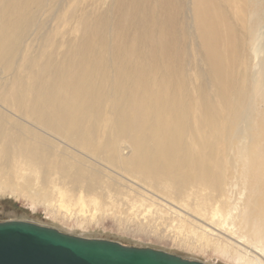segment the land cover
Returning a JSON list of instances; mask_svg holds the SVG:
<instances>
[{
    "label": "bare ground",
    "instance_id": "obj_1",
    "mask_svg": "<svg viewBox=\"0 0 264 264\" xmlns=\"http://www.w3.org/2000/svg\"><path fill=\"white\" fill-rule=\"evenodd\" d=\"M199 1L203 8L191 18L186 0H100L78 14L75 5L66 16L59 1L52 12L53 0H0V161L23 165L62 198L107 188L101 177L106 173L138 182L189 211L212 210L222 217L223 165L211 149L205 153V144L193 151L187 142L198 133L205 138V126L211 137L220 135L199 63L210 64L211 83L226 109L222 139L241 134L249 87L234 85L247 82L244 71L231 81L242 37L229 20L243 22L248 11L257 16L250 7L259 1ZM40 16L64 21L66 28L40 37L52 51L46 46L40 56H25L18 64L31 26L43 28ZM214 23L221 25L220 34ZM244 29L250 34L243 24L239 33ZM219 42L237 54L224 73L227 92L219 83ZM190 66L198 84V128L190 122ZM243 207L240 220L264 254V191ZM245 264L264 263L252 258Z\"/></svg>",
    "mask_w": 264,
    "mask_h": 264
},
{
    "label": "rangeland",
    "instance_id": "obj_2",
    "mask_svg": "<svg viewBox=\"0 0 264 264\" xmlns=\"http://www.w3.org/2000/svg\"><path fill=\"white\" fill-rule=\"evenodd\" d=\"M53 1L51 11L54 12L56 2L59 1L60 13L65 16L75 5L78 14L83 8L95 7L100 2V0ZM103 1H106V4L109 0ZM186 1L190 17L193 18L196 9L201 11L203 8L201 1ZM258 1L250 7V10H257L256 18L248 11L243 22L229 20V24L234 26L235 31L242 37L240 64L233 66L235 68L231 73L234 80L231 81L235 82L244 71L249 84L248 86L247 82L241 81L234 84L238 90L243 88L246 91L249 87L246 101L248 109L242 122V125L247 124V127L241 134L230 132L232 135L228 139H222L226 134L222 120L226 115V109L222 108L223 101L216 95V89L211 83L210 64L206 61L204 65L199 63L200 67L205 68V96L213 111L218 112L215 114L218 116L221 131L218 133L219 139L217 135L211 137L208 134L209 127L205 126L202 130L205 132V138L198 133L196 138L188 136L187 142L193 151L196 144H205V153L211 149L213 159L223 165L221 172L224 182L227 183L225 196L227 206L222 217L216 215V212L212 213V210H204L199 214L189 211V206L175 203L165 195L148 192L138 182L133 183L122 178L120 180L106 173L101 177L107 188L93 195L85 193L79 195L76 192L72 196L62 198L55 188L43 185L38 176L31 174L23 165L0 161V221L20 219L31 221L71 235L110 239L137 247H151L205 264H245L252 258L264 263V254L259 250L261 245L250 241L247 229L243 226L246 224L240 220L244 212L243 205L255 198L259 191H264V0ZM46 12L43 13L47 15ZM211 13H214L212 9ZM40 20L44 23L43 28L36 30L35 25L31 26L29 35L22 39L24 50L20 54L18 64L22 63L25 56H40L43 48L47 46L40 37L47 33L51 34L55 29L63 32L66 28L62 25L64 21L47 20L42 16ZM196 21L191 20L192 30ZM241 24L247 29L250 28V34H246L245 29L239 33ZM214 25L220 34L221 25L218 23ZM221 42L217 48L221 53L219 83L222 86L221 90L227 92L224 73L231 65L235 53ZM47 47H51L50 51L53 50L52 45ZM192 70V66L186 70L189 75L191 74L190 122L193 128H198L196 120L201 117V109L193 87L196 86L197 80ZM3 81L4 79L0 81V85ZM225 97L227 98V95ZM209 142L212 144L211 147ZM22 177H30V181L23 180ZM186 204L193 205V200H187Z\"/></svg>",
    "mask_w": 264,
    "mask_h": 264
},
{
    "label": "water",
    "instance_id": "obj_3",
    "mask_svg": "<svg viewBox=\"0 0 264 264\" xmlns=\"http://www.w3.org/2000/svg\"><path fill=\"white\" fill-rule=\"evenodd\" d=\"M0 264H205L151 247L71 235L25 220L0 221Z\"/></svg>",
    "mask_w": 264,
    "mask_h": 264
}]
</instances>
